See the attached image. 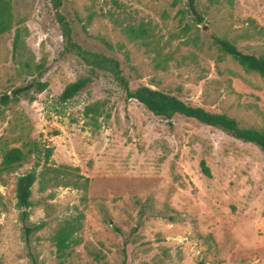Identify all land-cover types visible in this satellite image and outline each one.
<instances>
[{"label":"rangeland","instance_id":"obj_1","mask_svg":"<svg viewBox=\"0 0 264 264\" xmlns=\"http://www.w3.org/2000/svg\"><path fill=\"white\" fill-rule=\"evenodd\" d=\"M196 1L200 23L186 0H62V12L76 42L121 62L131 89L147 86L264 130V78L244 71L211 38L263 54L264 0ZM12 3L22 42L13 56L14 29L0 36V97L32 87L0 106V161L11 148L30 152L0 177V264H58L50 238L58 222L78 213L80 244L63 264H122L123 249L126 264H264V154L194 119L166 120L126 103L101 72L61 102L63 89L87 67L61 55L49 0ZM109 14L123 24H149L153 40L173 56L167 70L155 69L154 54L128 41ZM39 85L45 88L37 91ZM94 103L99 114L85 116ZM45 149L52 151L48 165L77 169L88 188L41 192L36 182L25 224H45L25 241L16 181L41 171Z\"/></svg>","mask_w":264,"mask_h":264},{"label":"trees","instance_id":"obj_2","mask_svg":"<svg viewBox=\"0 0 264 264\" xmlns=\"http://www.w3.org/2000/svg\"><path fill=\"white\" fill-rule=\"evenodd\" d=\"M219 0H209L211 3H217ZM13 0H0V36L14 29L12 40L13 56L16 55L19 45L22 42V31L19 27V22L16 21L13 12ZM53 19L58 26L62 39V56L72 55L82 65L87 67V75L79 77L74 82L68 84L59 96V100L63 103L72 100L82 90H84L98 76L99 72L107 75L124 93L125 102L136 101L145 109L156 117H161L166 120H171L174 116H183L194 119L197 122L221 130L230 137L239 140L243 143H248L255 146L264 154V130L256 128L240 127L237 121L228 117L225 114L211 113L200 107H192L180 101L176 97L164 93L159 90L151 89L147 86H139L131 89L127 78L123 74L121 62L115 57L108 56L102 52L88 49L74 39V30L71 21L62 12V0H49ZM231 3V0H228ZM186 5L197 23L203 21L202 14L198 11L196 0H186ZM113 24L120 28L121 34L130 42L137 43L145 49L146 53H153L154 68L161 71H166L168 62L173 60L170 53H164L163 48L159 46L157 41L153 40L152 29L149 24L139 23L137 25L115 20L113 15H108ZM213 44L224 55L229 56L235 61L244 71L254 73L261 78H264V53L254 55L244 53L239 50L232 42L219 38L215 35L211 36ZM125 59H128L124 53ZM32 85L23 88H17L10 93L1 95L0 106L6 107L9 103L15 102L19 96H22L30 89ZM44 85H39L37 91H42ZM100 103H94L85 108V116L89 114L97 115L100 110ZM29 152H24L21 148H11L4 152L0 161V177L4 174H9L18 169L28 158ZM51 149H45L43 153L44 164L35 163L38 167L41 165V171L36 172L32 169L29 172L17 178L15 188L16 206L19 208V219L23 223V232L25 241H28L29 236L43 228L44 222L27 226L25 223L29 218V210L31 208V188L38 182L39 191L43 192L48 188H72L85 192L88 188L89 180L78 174L77 169H71L66 166L54 167L48 165L51 156ZM201 172L206 177H210V171L206 167L204 161L200 163ZM84 215L78 213L75 216L64 218L56 225L53 234L50 238L55 249V256L58 259V264H63L66 258L70 255L71 250L80 244L78 233L82 229V221ZM169 220H172L169 218ZM126 244V243H125ZM125 263V249L122 250Z\"/></svg>","mask_w":264,"mask_h":264}]
</instances>
